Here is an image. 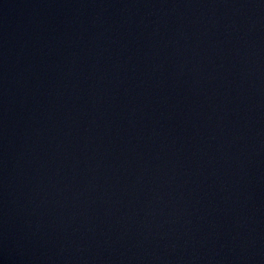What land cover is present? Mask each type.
I'll return each instance as SVG.
<instances>
[{
	"label": "water",
	"instance_id": "water-1",
	"mask_svg": "<svg viewBox=\"0 0 264 264\" xmlns=\"http://www.w3.org/2000/svg\"><path fill=\"white\" fill-rule=\"evenodd\" d=\"M0 264H264V0H0Z\"/></svg>",
	"mask_w": 264,
	"mask_h": 264
}]
</instances>
